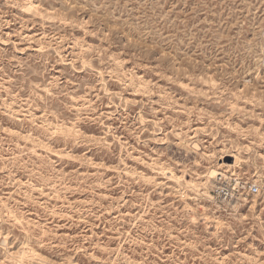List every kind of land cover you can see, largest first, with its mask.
<instances>
[{"label": "rangeland", "instance_id": "374dc122", "mask_svg": "<svg viewBox=\"0 0 264 264\" xmlns=\"http://www.w3.org/2000/svg\"><path fill=\"white\" fill-rule=\"evenodd\" d=\"M0 264H264V0H0Z\"/></svg>", "mask_w": 264, "mask_h": 264}, {"label": "built area", "instance_id": "2783aa9c", "mask_svg": "<svg viewBox=\"0 0 264 264\" xmlns=\"http://www.w3.org/2000/svg\"><path fill=\"white\" fill-rule=\"evenodd\" d=\"M261 187L255 181L235 174L221 173L214 179L211 201L219 210L243 206L249 199L258 197Z\"/></svg>", "mask_w": 264, "mask_h": 264}, {"label": "bare ground", "instance_id": "6f19581e", "mask_svg": "<svg viewBox=\"0 0 264 264\" xmlns=\"http://www.w3.org/2000/svg\"><path fill=\"white\" fill-rule=\"evenodd\" d=\"M197 142H192L191 143V146H192V149L194 150V152H198L200 153V151H202V147L200 146V144H196ZM238 159V158H237ZM223 165H227L226 163H222L220 166H223ZM232 167V166H231ZM221 173H219L218 171H213L212 174H210L209 178H211L212 180L210 181L211 184H214V179L216 177H218ZM191 182V181H190ZM188 185V184H187ZM182 197V196H181ZM236 208V207H235Z\"/></svg>", "mask_w": 264, "mask_h": 264}]
</instances>
